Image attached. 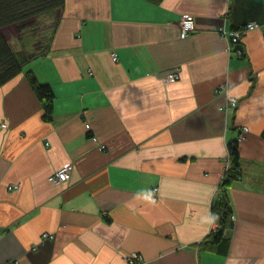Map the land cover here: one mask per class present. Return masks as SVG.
<instances>
[{
  "label": "crops",
  "instance_id": "obj_1",
  "mask_svg": "<svg viewBox=\"0 0 264 264\" xmlns=\"http://www.w3.org/2000/svg\"><path fill=\"white\" fill-rule=\"evenodd\" d=\"M250 21L234 56L222 33ZM32 29L12 45L44 52L0 87V264H264V0H65ZM28 70L52 88L51 121ZM232 140L221 255L201 242Z\"/></svg>",
  "mask_w": 264,
  "mask_h": 264
},
{
  "label": "trees",
  "instance_id": "obj_2",
  "mask_svg": "<svg viewBox=\"0 0 264 264\" xmlns=\"http://www.w3.org/2000/svg\"><path fill=\"white\" fill-rule=\"evenodd\" d=\"M159 1V0H151ZM65 0H0V87L23 72L30 60L44 50L25 51L15 48L10 39V31L14 30L17 36L32 31L37 18L49 11L60 9ZM24 76L36 97L41 103L43 119L51 121L53 118L54 94L49 84L39 82L32 70L24 72ZM264 140V130L262 131ZM231 160L230 167L225 171L221 180L222 191L212 207V219L215 229L201 242L204 249L224 255L228 252L229 237L226 229L232 225V209L225 189L240 177V163L238 141L228 143Z\"/></svg>",
  "mask_w": 264,
  "mask_h": 264
},
{
  "label": "built area",
  "instance_id": "obj_3",
  "mask_svg": "<svg viewBox=\"0 0 264 264\" xmlns=\"http://www.w3.org/2000/svg\"><path fill=\"white\" fill-rule=\"evenodd\" d=\"M260 24L255 22V21H250L245 23L244 25H241L240 27L234 28V29H229V30H224L223 31V36L226 38L228 41V51L234 56L241 57L244 54L243 49L240 47V41L241 38L248 32L252 31L254 29L259 28ZM179 29H180V36L182 38L187 37L191 31L193 30V20L192 17L189 15H183L179 21ZM113 58L115 59V55H113ZM178 79V70L175 69H170L164 77H163V82L164 83H173ZM226 87H224V91H226ZM236 106V100L232 99L229 103L225 104L224 106L220 107V110L223 109H233ZM88 127V126H87ZM247 128L245 127L243 129V132H246ZM244 135L240 134L238 137V140L243 139ZM237 140V141H238ZM230 161V159H229ZM68 179V168L67 167H62L55 172H53L51 175L48 176V181H50L53 184H60L62 182H65ZM9 189H16L18 186H9ZM47 234H44L43 237H47ZM125 260L129 264H134L135 262L141 260L140 257L133 253L127 257H125Z\"/></svg>",
  "mask_w": 264,
  "mask_h": 264
},
{
  "label": "rangeland",
  "instance_id": "obj_4",
  "mask_svg": "<svg viewBox=\"0 0 264 264\" xmlns=\"http://www.w3.org/2000/svg\"><path fill=\"white\" fill-rule=\"evenodd\" d=\"M37 29H35L34 31H36ZM34 31H33V33H34ZM11 33H15V31L14 30H11L10 31ZM36 33H38V32H36ZM36 37V38H35ZM32 36V39H34V41H38V38H37V36ZM31 40V39H30ZM38 44V43H37ZM230 163H231V160L229 161Z\"/></svg>",
  "mask_w": 264,
  "mask_h": 264
}]
</instances>
